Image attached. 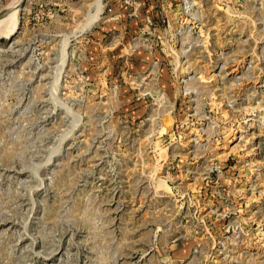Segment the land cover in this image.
<instances>
[{"label":"rangeland","instance_id":"rangeland-1","mask_svg":"<svg viewBox=\"0 0 264 264\" xmlns=\"http://www.w3.org/2000/svg\"><path fill=\"white\" fill-rule=\"evenodd\" d=\"M19 2L0 264H264V0Z\"/></svg>","mask_w":264,"mask_h":264},{"label":"water","instance_id":"water-1","mask_svg":"<svg viewBox=\"0 0 264 264\" xmlns=\"http://www.w3.org/2000/svg\"><path fill=\"white\" fill-rule=\"evenodd\" d=\"M23 1H24V0H20L18 8H20V7L22 6ZM2 13H3V12H0V15H1Z\"/></svg>","mask_w":264,"mask_h":264},{"label":"bare ground","instance_id":"bare-ground-1","mask_svg":"<svg viewBox=\"0 0 264 264\" xmlns=\"http://www.w3.org/2000/svg\"><path fill=\"white\" fill-rule=\"evenodd\" d=\"M18 2V1H17ZM19 4V3H18Z\"/></svg>","mask_w":264,"mask_h":264}]
</instances>
